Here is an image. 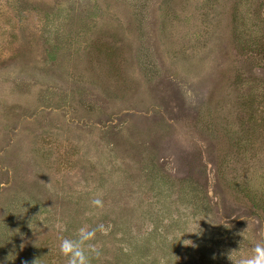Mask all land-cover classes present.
<instances>
[{
  "label": "rangeland",
  "instance_id": "374dc122",
  "mask_svg": "<svg viewBox=\"0 0 264 264\" xmlns=\"http://www.w3.org/2000/svg\"><path fill=\"white\" fill-rule=\"evenodd\" d=\"M101 223L92 264L264 243V0H0V264Z\"/></svg>",
  "mask_w": 264,
  "mask_h": 264
},
{
  "label": "clouds",
  "instance_id": "9594fccd",
  "mask_svg": "<svg viewBox=\"0 0 264 264\" xmlns=\"http://www.w3.org/2000/svg\"><path fill=\"white\" fill-rule=\"evenodd\" d=\"M91 205L94 208H103V200L93 198ZM111 230V225L106 226L101 223L95 228L87 226L79 227L73 237H62L59 242V252L66 258L65 264H92L93 259L102 256V250L93 241L97 232L107 235ZM236 250L228 253V259L232 264H264V243H256L248 256H235ZM27 264V262H25ZM36 264V262H35Z\"/></svg>",
  "mask_w": 264,
  "mask_h": 264
}]
</instances>
